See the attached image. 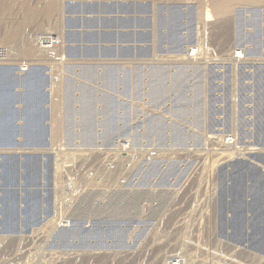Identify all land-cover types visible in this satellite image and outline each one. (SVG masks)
Listing matches in <instances>:
<instances>
[{
  "label": "rangeland",
  "instance_id": "rangeland-1",
  "mask_svg": "<svg viewBox=\"0 0 264 264\" xmlns=\"http://www.w3.org/2000/svg\"><path fill=\"white\" fill-rule=\"evenodd\" d=\"M215 2L0 0V264H264V0ZM126 135L165 161L57 227L50 148L97 163Z\"/></svg>",
  "mask_w": 264,
  "mask_h": 264
},
{
  "label": "built area",
  "instance_id": "built-area-1",
  "mask_svg": "<svg viewBox=\"0 0 264 264\" xmlns=\"http://www.w3.org/2000/svg\"><path fill=\"white\" fill-rule=\"evenodd\" d=\"M36 39L50 60L63 61L58 50L61 43L58 35L44 32ZM9 57L8 50L0 46V62L8 60ZM27 69L25 65L20 67L21 72ZM158 118L160 119L149 120L154 125L165 123L164 118ZM50 149L53 153L60 152L65 157L59 165L57 164L62 192L57 200L55 211V224L62 229L73 226L83 210L85 200L90 195L101 192L103 188L112 189L118 193H136L141 187L143 176L154 166L165 161L164 152L157 143L138 141L133 135L117 138L115 147L109 150L96 148L95 152L100 157L97 163H93L90 153H82L83 159L78 161L76 158L79 154L73 152L64 141ZM88 159L92 161V164L87 161ZM130 203L135 202L130 200ZM154 206L161 205L156 202Z\"/></svg>",
  "mask_w": 264,
  "mask_h": 264
},
{
  "label": "bare ground",
  "instance_id": "bare-ground-1",
  "mask_svg": "<svg viewBox=\"0 0 264 264\" xmlns=\"http://www.w3.org/2000/svg\"><path fill=\"white\" fill-rule=\"evenodd\" d=\"M216 10H217V12H216V10H215V12L218 14V15H224L225 13H226V9H227V7L228 6H230V0H216ZM215 9V8H214ZM211 12V11H210ZM209 12V9L207 10V16H208V18L209 17H211L212 15H211V13ZM209 20H211V19H209ZM217 23V22H216ZM35 43H36V45H35V47L37 46V47H39L40 49H38V50H41V48H42V46H40L39 45V41L36 39V41H35ZM33 44V43H32ZM34 45V44H33ZM37 47H36V49H37ZM33 48V47H32ZM42 51H43V49H42ZM41 52V51H40ZM39 52V53H40ZM193 53H194V51L192 52V54L191 55H193ZM239 53H240V51H239ZM43 54V53H42ZM236 57V56H235ZM183 74V73H182ZM114 78V77H113ZM56 79V78H55ZM57 80V79H56ZM57 107V106H56ZM67 107V106H66ZM39 119V118H38ZM111 120V119H110ZM110 120H108V121H110ZM56 121V120H55ZM108 124H109V122H108ZM38 126V125H37ZM53 134V133H52ZM53 136V135H52ZM226 142L227 143H229L230 141H229V139H227L226 140ZM92 145V144H91ZM86 147V146H85ZM74 152V151H73ZM232 154V153H231ZM226 156V155H225ZM228 157V156H227ZM222 158V157H221ZM222 160V159H221ZM220 161V160H219ZM57 179H58V177H57ZM58 181V180H57ZM182 183V182H181ZM57 184V183H56ZM55 184V185H56ZM56 187H58V186H56ZM167 208V207H166ZM51 219V218H50ZM41 231V230H40ZM130 254V253H129ZM172 257V256H171ZM169 262L172 264L173 262H177V264H180L181 262H182V259H179L178 257H175V258H173V259H170L169 260ZM167 264H169V263H167ZM174 264V263H173ZM176 264V263H175Z\"/></svg>",
  "mask_w": 264,
  "mask_h": 264
}]
</instances>
